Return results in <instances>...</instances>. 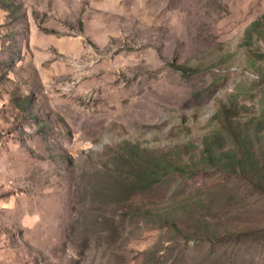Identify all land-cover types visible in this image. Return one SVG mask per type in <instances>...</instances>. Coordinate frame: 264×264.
Wrapping results in <instances>:
<instances>
[{
    "label": "rangeland",
    "instance_id": "obj_1",
    "mask_svg": "<svg viewBox=\"0 0 264 264\" xmlns=\"http://www.w3.org/2000/svg\"><path fill=\"white\" fill-rule=\"evenodd\" d=\"M253 22L264 0H0V264H264Z\"/></svg>",
    "mask_w": 264,
    "mask_h": 264
},
{
    "label": "trees",
    "instance_id": "obj_2",
    "mask_svg": "<svg viewBox=\"0 0 264 264\" xmlns=\"http://www.w3.org/2000/svg\"><path fill=\"white\" fill-rule=\"evenodd\" d=\"M249 31L250 30H255L257 33H259V35H261L262 37H264V26L262 24L253 22L250 26H249ZM251 121L245 120V121H240L239 119H237L236 117H234V115L230 114V113H225L223 112V120L221 121V125L225 130H231V128L233 127V125L236 124H241V125H245L247 126ZM259 129V128H257ZM260 130V129H259ZM258 130V131H259ZM215 140V138L212 136V139H208V142H206V146H207V150L206 153L208 156L211 155L212 153V145H213V141ZM137 147V146H136ZM135 148V147H133ZM162 169H165L166 172H172L174 170H177L179 172H184L185 168L182 167V164L180 163H175V162H168V161H162L159 165ZM239 166L240 169L243 170L244 173L246 174H255L256 170L254 169V166L252 165H246L245 162H239ZM258 172V170H257ZM159 173H157V171H154L152 174H150L149 176L151 178L154 177H158ZM146 176V179H149L150 177ZM260 189H262L264 191V180H260ZM177 228V225H176Z\"/></svg>",
    "mask_w": 264,
    "mask_h": 264
}]
</instances>
